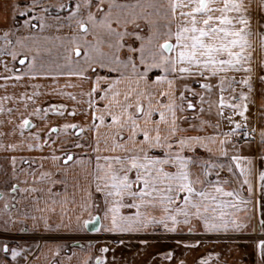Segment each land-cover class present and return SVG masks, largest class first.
I'll return each instance as SVG.
<instances>
[{
	"label": "snow or ice",
	"instance_id": "obj_1",
	"mask_svg": "<svg viewBox=\"0 0 264 264\" xmlns=\"http://www.w3.org/2000/svg\"><path fill=\"white\" fill-rule=\"evenodd\" d=\"M32 3L31 11H35L36 0H32ZM65 6L58 5L60 8ZM68 7L71 10L67 19L70 23L74 21L80 31L68 37L75 47L67 51L75 52L78 59L73 71L60 74L91 79L89 72L95 74L98 70H106L104 75H95L93 86L86 93L88 108L92 109V128L96 132L94 151L97 155L87 199L81 204V211L93 207L89 201L94 184L104 206V219L109 220L102 228L93 227L92 230L128 233L150 228L155 231L154 226L160 225L167 233H177L181 231V224L190 225L193 219L201 221L206 232L239 231L246 227L234 215L238 205L225 197L242 200L240 192L245 185L249 197L254 191L250 177L255 171V158L240 155L233 139L247 127L245 113L248 93L241 90L238 97H231V101L239 100L238 103L227 101L223 96L224 82L230 81L231 86L237 81L234 76L221 75L252 72V66L248 63L252 54L246 51L251 46L248 38L251 35L250 17L246 14L243 0H223L220 5L216 4V0H167V4L142 3L141 0H95V11L92 10L93 0H76L74 7ZM15 8L20 10L21 15L29 11L28 5L20 8L16 4ZM149 8L154 11H147ZM161 19L167 22L163 25L165 31H161ZM140 21L145 22L148 29L146 35L141 30ZM30 23V20H25V24ZM39 26L43 27L42 18ZM9 33L10 30L4 32L7 43H11ZM89 35L93 37L92 40L87 39ZM260 35L264 41V33ZM81 45L82 64L79 59ZM10 55L15 59L18 53L13 51ZM32 60L35 62L36 57L33 56ZM68 61L72 63L70 56ZM154 69L160 70L161 74L151 79L150 73ZM37 74L49 73H33ZM193 76L218 78L221 95L217 115L227 119L233 127L222 130L219 120L213 124L202 116L186 115L189 109L196 108L186 93L199 95L200 112L204 111V95L196 93L187 83L182 85V90L177 84V81ZM261 79L264 80V76ZM196 82L206 91L210 92L213 88L211 83ZM238 83L251 90L250 75L242 77ZM232 91L235 92V88ZM62 94L75 99L72 93ZM21 99L31 100L32 97L22 96ZM225 106L232 110L231 115L225 116ZM62 109H66V106L52 105L49 110L63 115ZM3 111L5 109L0 106V112ZM7 111L11 112L12 109ZM75 111L73 108L70 114L75 115ZM39 113L40 109L37 108L35 113L29 115ZM236 115L243 119V124L233 119ZM196 120L199 123L189 122ZM30 123L27 117L22 118L21 136ZM61 127L78 128L79 125H53L49 131L57 132ZM101 127L105 129L103 134ZM208 127L214 131L209 133ZM252 131L255 132V129ZM248 135V132L243 133V136ZM259 136L260 143L264 144V129L260 130ZM28 147L40 145L29 144ZM7 148L15 149L16 144H8ZM201 149L205 155H201ZM221 158L227 163L220 162ZM12 159L15 162V157ZM53 159L58 157L54 156ZM66 159L71 160V154ZM260 163L264 165V149L260 153ZM225 168L239 181L238 188L226 190L223 187V184L230 182L220 177V172ZM235 169L239 170L238 173ZM213 171L217 177L215 182L209 179ZM47 175L42 173L40 179ZM258 180L261 195L264 196V167L258 172ZM12 190L15 191V188ZM31 191L37 189L32 188ZM95 207L99 209L100 204L96 203ZM125 208L135 211L126 214L122 211ZM149 209L158 210L159 215L150 213ZM89 215L91 218V213ZM32 219L34 227L39 226L41 219L45 228L51 227L45 216L39 219L33 216ZM95 219H100L99 211ZM89 224L90 219L81 221L78 216L75 227L79 230L87 228ZM260 225L264 232V219L260 220ZM61 226L67 227L57 225ZM187 230L192 232L193 228ZM176 243L192 247L200 241L189 243L178 240ZM258 248L264 254V239L258 241ZM3 251L6 254L10 251L14 260L18 255L17 249H9L6 242ZM100 251L106 253L108 248L103 247ZM168 258H171L170 254ZM106 259L96 257V264H104ZM200 264H206V261L202 258Z\"/></svg>",
	"mask_w": 264,
	"mask_h": 264
},
{
	"label": "crops",
	"instance_id": "obj_2",
	"mask_svg": "<svg viewBox=\"0 0 264 264\" xmlns=\"http://www.w3.org/2000/svg\"><path fill=\"white\" fill-rule=\"evenodd\" d=\"M4 1L5 0H0V2ZM146 1L149 3L165 2L167 4V0ZM185 2H187V0H185ZM222 2L223 0H216L217 5L222 4ZM245 2L246 4L243 1L245 6L250 4L253 7V0H245ZM150 10L153 9L150 8ZM185 11H187V9H185ZM0 12V20L8 21L9 13H4L2 10H0ZM214 14L218 15L219 13ZM246 14L250 17V22L253 23L254 13ZM140 23L145 22L140 21ZM159 23L161 24V31H165L166 29L163 25L167 22L161 19ZM172 27L175 28V25H172ZM253 32L254 30L251 29V33ZM78 33L79 32H71L70 34H61L59 36H38V38L32 37L24 39L25 44L23 45V49L35 56L36 60L35 62H33V60L31 61L29 65V74L27 76L16 81L13 80L12 82L8 80V83L3 82L0 85V97L9 96L8 98H10L13 94L9 92L15 90L20 91L29 84L28 87H34V91L37 95L52 96L54 99H57V104L69 107L71 112L73 108H75V113H84L87 115L85 117L86 121L89 122L92 120V109L88 108V96L86 93H88L93 86L95 76L90 75L91 79H85L76 75L60 74L73 71L76 67L75 61L78 58L75 52L69 53L67 50L75 47L68 37ZM248 38L251 46L246 51L252 54L251 59L248 61L252 66V72L250 74L243 71L228 72L222 73V76L226 75L229 78L234 76L236 81L239 79L241 80L244 76H253V67L255 64L254 39L252 35ZM87 39L92 40L93 37L89 35ZM37 48L41 49L43 52L37 51ZM81 48L82 51L79 59L82 64L83 45H81ZM105 50H107L106 45ZM260 55V65L264 67V65H262V61H264V41L260 47ZM69 56L71 57L72 63L68 61ZM155 70L156 69L153 71ZM101 71L102 74L106 73V70H98V72ZM45 72L49 74L33 75V73ZM157 75H159V73ZM155 76L151 79H154ZM196 81L211 83L213 85L212 91L209 92L202 89L200 84ZM217 81V77L206 78L193 76L187 80H179L177 84L180 86V90H182V85L187 83L191 88L196 89V93H202L204 95V111L201 113L199 95L192 97L190 93H186V95L190 94L188 98L192 99L197 107L195 108V112L191 113L187 111L186 115L190 116L196 114L197 116H202L206 120L212 121L213 124L219 120L221 129L227 130L234 125L229 124L227 119H222L217 115L218 101L221 95L220 86L217 84ZM194 82L197 83L196 87H192ZM35 85H39V87H35ZM8 86L15 87V89L11 88L10 91V87ZM260 91L257 94V99H255V95H251L254 91L251 90V94L248 93V97L251 96V100L246 101L247 112L245 114L248 118L247 127L238 132L237 136L233 137V139L236 140V147L239 149L240 155L255 158V171L253 176L250 177L253 182L254 191L251 197H249L247 186L245 185L243 191L240 192V196L243 198L242 200H235L234 197H225L226 199L233 200L234 203L238 205L237 209L234 211V215L240 221L244 222L246 227L239 231L229 229L228 231L206 232L203 230L202 222L193 219L190 225L181 224L179 226L180 229H188L191 227L193 230L197 229L198 232L205 235L216 234L219 235L220 238H208L203 240L197 252L194 250H184L179 253H174L172 250L163 255H160L158 252L150 256L149 264H180L181 261L183 264H200L202 258L206 261V264H264V254H262L258 248V241L255 242L245 238L255 232L264 233L261 231L260 225V220L264 219V196L261 195L258 180V172L264 167V165L260 163V153L261 150L264 149V144H261L258 138L260 130L264 129V92ZM62 93H72L75 99L63 95ZM224 93H226V91H224ZM228 96L227 98L224 97L227 101L240 102L239 100L231 101V97ZM5 104L0 101V106L5 109L3 112L8 113L7 109L9 108L13 110V106L10 105L11 103L8 100ZM210 107L211 111H209ZM231 112L232 110L229 107H224L225 116L231 115ZM1 113L2 112H0V114ZM233 119L240 120L242 124L244 123L239 115L234 116ZM189 122L199 123L198 120ZM28 127H32V123H30ZM253 129H255V132L252 131ZM90 130L92 131V142L85 154L74 156L71 160H67L66 157H60L59 153L42 152L40 148L39 150L37 149L38 152H31L27 154L25 158V161L32 160V162H36L37 168H24L19 171H12L6 178H0V229L12 232L28 229L29 231L37 232L75 233L80 230H77L75 227L78 216L81 221L90 219V224L86 228L89 231H93V227L102 228V226L109 223V220L104 219V213H99V220L95 219L97 214L94 215V184L91 187L92 197L89 201L93 207L89 210L81 211V204L87 199V189L89 188L91 174L96 164L95 157L97 153L94 151L96 147V132L93 130L92 124ZM104 131L105 129L101 127L100 132L103 134ZM207 131L211 133L214 129L208 127ZM244 132H248L249 135L243 136ZM242 136L243 138H241ZM29 140L30 139L22 144V150L28 151L31 149L28 147V145L31 144ZM103 147L104 145L101 142V148ZM44 149L47 148L44 147ZM199 151L201 155H205L204 150L201 149ZM54 156L58 157V159H53ZM220 162L227 163L224 158H221ZM235 171L238 173L239 170L235 169ZM42 173H48L49 175L41 180L40 177ZM220 177L222 180L227 179L230 181L229 183L223 184L226 190L239 187V181L227 172V168L220 172ZM209 179L215 182L217 179L215 171L212 172ZM50 181L55 182L52 183ZM13 188H15V191L12 190ZM32 188H36L37 191H31ZM49 189H51V191H49ZM6 204L8 205L7 208L5 207ZM51 209H54V211H51ZM141 210L143 211L144 209ZM122 211L126 214L128 213L127 208L122 209ZM149 212L157 216L159 215L158 210L149 209ZM89 213H91V218ZM33 216H36L38 219L42 216L47 217L51 227L45 228L42 219L39 220V226L34 227ZM60 224L67 225V227H57V225ZM5 242L8 244L9 249H17L18 255L15 260L12 258L10 251L7 254L3 251V244ZM121 245H123V243L115 244L113 247L107 246L108 251L104 253V257L112 259L113 263L116 259H119L118 264H127L126 251L119 249ZM97 249L99 248L97 247ZM95 253L96 249L94 247H74L69 246V244H62L60 241H47L41 243H34L31 241L13 243L12 241L10 244L8 239L0 238V264H84L85 261H87V264H94L93 262L96 259ZM169 254L171 255L170 259L168 258ZM129 256L132 258L134 264H144L139 261L135 253L133 256ZM104 264H111V262L104 261Z\"/></svg>",
	"mask_w": 264,
	"mask_h": 264
},
{
	"label": "rangeland",
	"instance_id": "obj_3",
	"mask_svg": "<svg viewBox=\"0 0 264 264\" xmlns=\"http://www.w3.org/2000/svg\"><path fill=\"white\" fill-rule=\"evenodd\" d=\"M243 1L246 4L245 0ZM141 2L149 3L146 0H141ZM75 3L76 0H36L34 5L36 10L31 11V7L33 6L32 0H5L4 2H0V10L4 11V13H9L8 21L0 20V85L3 82L8 83V80L12 82L13 80L16 81L18 79H22V77L29 74V65L31 64L33 55L23 49V45L25 44L24 39L32 37L38 38V36H59L61 34H70L71 32L75 33L80 31L76 27L74 21L70 23L67 19L71 10L68 5L74 7ZM16 4H19L20 8L28 5V13L26 15H21L20 10L15 8ZM60 4H64L66 6L64 8H60L58 7ZM163 4L166 3L163 2ZM245 8L247 9L246 13H254L253 23L250 22L251 29L254 30V32L251 33L254 39L255 59V64L253 67L254 74L251 77V90L254 92L251 94V90L246 85H241L238 83L240 79L237 81V83L232 84L231 86L230 81L226 80L224 82V86H226L224 87L226 91V93H224V97L226 98L228 95V97L239 96L240 91L243 90L244 92H247L251 95H255V99H257L258 92L260 90V92H264V80L261 79V77L264 76V67L260 65L259 61L261 57L260 47L263 43L260 33H264V0H253V7L249 4L248 6H245ZM92 10L95 11V0H93ZM83 11L84 10L82 9V14ZM147 11L152 12L153 10H150L149 8ZM41 18L43 21L42 28L39 26L41 23ZM25 20H30V25L25 24ZM140 24L142 32L146 35L148 29L145 23ZM9 30L10 33L8 40H10L11 43H7L4 38V32ZM17 41H19V43ZM13 51L18 53L15 59H13V57L10 55V53ZM39 51L42 50L39 49ZM21 60L24 62L21 63ZM156 73L160 74V71H152L150 73V78H153L155 75H157ZM97 74L104 75L102 74V71L95 74L91 72L88 73L89 76H95ZM4 77H8V79L5 80ZM196 84L197 83L194 82L192 87H196ZM217 84L219 85L218 81ZM28 86L29 84H27L26 88H22L20 91H11V88L15 89V87L8 86L10 87L9 89L11 91L9 93L13 95H11L10 98H8V96L7 99H0V101H2L4 104L8 100L11 103L10 105L13 106L12 112H2L0 114V133H3V135H0V178H6V176H9L12 171H19L24 168H37L36 162H32V160L25 161L26 155L31 152H38L37 149L39 150L41 148L42 152L46 151L51 153H59L60 157H67L69 154L74 157L85 154L92 142V131L90 130L92 120L89 122L86 121V114L75 113V115H71L69 107L61 110L63 111V115L49 110L50 106L52 105H60L57 104V99H54L52 96H43L41 94L37 95V93L34 91V87ZM233 88H235V92L232 91ZM194 90L196 91V89ZM22 96L32 97V99H21ZM247 100L250 101L251 96L247 97ZM25 104H27V107H25ZM37 108L40 109L39 115H29L30 113H35ZM188 111L192 113L195 112L196 109H189ZM23 117H27L30 120L32 127L24 128V135L21 136L20 124ZM65 123L78 124L79 127L68 129L61 127L57 132L49 131L53 125L62 126ZM37 136L39 138H37ZM258 138L260 139V136ZM28 139H30L29 141L31 144H38L40 142V147H33L28 151L22 150V144L28 141ZM8 144H16V148L9 149L7 148ZM44 147L47 149H44ZM13 157H15V162H13ZM93 192L95 208L94 215L97 214L98 211L102 214L103 203L100 201L99 194L96 193L95 189ZM96 203L100 204L99 209L95 207ZM127 210L128 213L135 211L133 209ZM154 227L157 230L154 231L152 228H150L147 231L128 233H111L103 230L89 231L86 228H82L75 233L37 232L29 231L28 229H22V231L14 232L17 234V237L20 234L28 235L26 238L18 237L13 240L10 238L8 241L10 244L12 241L13 243L23 241H31L34 243L60 241L62 244H69V246L74 247H94L96 249L95 256L101 257L102 259L105 254L104 252L100 251L101 248L107 246L113 247L115 244L120 243L119 241H122L123 245L119 246V249L126 251L125 255L127 256V264H134L132 258L129 256H133L134 253L139 261L144 264H149L150 256L158 252L160 255H163L164 253L166 254L172 250L174 253H179L180 251L184 250H194L197 252L199 245L203 242V240L208 238H220L219 235L216 234L205 235L198 232L197 229L189 232L187 228H181V231L177 233H167L160 225ZM0 232L9 233L12 231L0 229ZM37 234H45L46 238L41 241L38 239V236H36ZM178 240L189 243L200 241V243L192 247H186L184 243L177 244L176 241ZM144 241H147V243H144ZM97 247L99 249H97ZM105 262L118 264L119 259H116L114 263L112 262V259H106ZM93 263L96 264V259Z\"/></svg>",
	"mask_w": 264,
	"mask_h": 264
},
{
	"label": "built area",
	"instance_id": "obj_4",
	"mask_svg": "<svg viewBox=\"0 0 264 264\" xmlns=\"http://www.w3.org/2000/svg\"><path fill=\"white\" fill-rule=\"evenodd\" d=\"M28 235L26 234H20L18 237H22V238H26ZM36 236H38V239H40L41 241L44 240L46 238L45 234H37ZM17 234L14 232H0V238H4V239H9L12 238L11 240L18 238ZM246 239H250L251 241H259L261 239H264V233H259V232H255L251 235H248L245 237Z\"/></svg>",
	"mask_w": 264,
	"mask_h": 264
}]
</instances>
